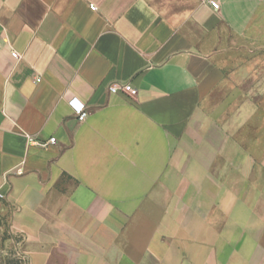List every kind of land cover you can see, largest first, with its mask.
Listing matches in <instances>:
<instances>
[{"label": "crops", "instance_id": "crops-1", "mask_svg": "<svg viewBox=\"0 0 264 264\" xmlns=\"http://www.w3.org/2000/svg\"><path fill=\"white\" fill-rule=\"evenodd\" d=\"M0 188L22 264H264V0H0Z\"/></svg>", "mask_w": 264, "mask_h": 264}, {"label": "built area", "instance_id": "built-area-1", "mask_svg": "<svg viewBox=\"0 0 264 264\" xmlns=\"http://www.w3.org/2000/svg\"><path fill=\"white\" fill-rule=\"evenodd\" d=\"M211 4L215 9H219V7H220V4L218 3V1H212ZM90 6L93 10H96V8H97L96 5L93 3H91ZM12 54L16 58L19 56V54L15 51ZM109 89L112 93L123 92V93H129V94H137V89L131 84L114 83V84L110 85ZM70 104L72 105L76 114L78 115V119L80 121H84L88 115L85 103L74 98V99L70 100ZM55 142H56L55 137H52L49 140V143H55ZM43 145H47V143H45ZM4 197H5V195L0 188V200L4 199Z\"/></svg>", "mask_w": 264, "mask_h": 264}, {"label": "rangeland", "instance_id": "rangeland-1", "mask_svg": "<svg viewBox=\"0 0 264 264\" xmlns=\"http://www.w3.org/2000/svg\"><path fill=\"white\" fill-rule=\"evenodd\" d=\"M0 223H1V219H0ZM0 264H22V260L19 257V255L15 253L14 249L6 247L1 242L0 243Z\"/></svg>", "mask_w": 264, "mask_h": 264}]
</instances>
